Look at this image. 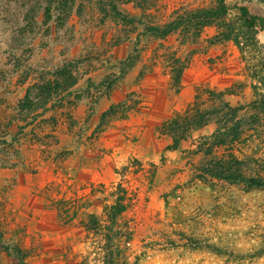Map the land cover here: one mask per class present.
Here are the masks:
<instances>
[{
  "label": "rangeland",
  "instance_id": "obj_1",
  "mask_svg": "<svg viewBox=\"0 0 264 264\" xmlns=\"http://www.w3.org/2000/svg\"><path fill=\"white\" fill-rule=\"evenodd\" d=\"M134 1L123 7L134 22L74 16L75 40L43 53L46 70L81 60L80 82L1 147L0 264H105L116 234L120 264H264V190L206 173L235 161L264 184V32L253 37L239 14L264 18V0ZM28 87L13 80L0 102ZM220 102L243 110L176 143L172 122L209 120ZM119 190L127 212L113 227L105 210ZM89 216L102 222L94 235Z\"/></svg>",
  "mask_w": 264,
  "mask_h": 264
},
{
  "label": "trees",
  "instance_id": "obj_2",
  "mask_svg": "<svg viewBox=\"0 0 264 264\" xmlns=\"http://www.w3.org/2000/svg\"><path fill=\"white\" fill-rule=\"evenodd\" d=\"M134 0H0V90L17 80L19 85H28L25 97L18 99L11 105L8 97L3 94L0 106H7L5 112H0V150L13 137L11 130L14 127L20 131L36 124L48 113L49 106L59 108L69 102L73 89L80 82L81 60L73 59L64 61L46 70L40 63L46 62L47 57L43 53L51 50L54 43L64 45L75 40V30L71 26L74 16L84 20L89 11L95 12L101 17V24H117L119 21L132 20L134 18L123 9L125 6L134 4ZM141 7V5L139 6ZM218 13H227L226 10ZM241 21L245 29L257 37L260 31L264 32V18L253 16L250 11L243 7L239 10ZM124 26V25H123ZM149 35L167 37L168 29L159 27L147 28ZM125 40L118 38L115 46L124 44ZM65 46V45H64ZM67 46V44H66ZM65 46V47H66ZM41 58V61L38 62ZM228 109L238 117L243 108L233 109L221 102L215 105L210 119L199 116L192 117L190 121L176 120L169 125L170 132L174 135L176 143L187 137L190 127H207L215 121L216 125H222L228 116L220 119V115ZM10 110V114H5ZM207 121V122H206ZM222 140L221 142H223ZM237 163L218 162L211 164L207 175L215 180L227 181L232 184H244L251 189L264 190V184L257 179L247 178L241 172L236 171ZM123 194V196H119ZM119 198L114 205L106 207V221L109 225L117 226L119 220L127 212L125 204V192L119 190ZM106 223V222H105ZM102 228V222L95 216H89L85 229L90 234L98 233ZM113 229V228H112ZM121 234L115 237L105 236L107 243H114L115 255L119 254L122 244ZM115 255L105 258V264H120L115 260ZM109 260V261H108Z\"/></svg>",
  "mask_w": 264,
  "mask_h": 264
}]
</instances>
